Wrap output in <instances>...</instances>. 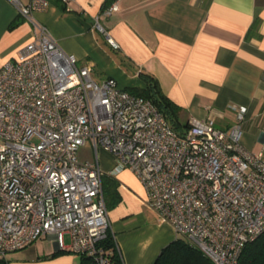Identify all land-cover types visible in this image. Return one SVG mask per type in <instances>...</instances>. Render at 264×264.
<instances>
[{"label": "built area", "instance_id": "obj_1", "mask_svg": "<svg viewBox=\"0 0 264 264\" xmlns=\"http://www.w3.org/2000/svg\"><path fill=\"white\" fill-rule=\"evenodd\" d=\"M7 1L27 18L49 6V0ZM119 2L100 16H110ZM100 16L95 29L117 49ZM231 108L228 129L207 117L190 120L178 134L149 100L113 78L96 81L91 66H77L34 24L32 40L0 65V259L50 235L83 264H115L102 245L110 219L101 148L115 158L116 172L138 177L161 222L212 264H238L244 247L264 235V145L259 153L244 147L247 110ZM88 142L95 160L80 158Z\"/></svg>", "mask_w": 264, "mask_h": 264}, {"label": "crops", "instance_id": "obj_2", "mask_svg": "<svg viewBox=\"0 0 264 264\" xmlns=\"http://www.w3.org/2000/svg\"><path fill=\"white\" fill-rule=\"evenodd\" d=\"M104 2L49 0L47 9L27 18L0 0V65L32 40L38 24L76 57L77 66H91L96 81L113 78L123 89L144 88L139 74L155 77L180 108L181 122L212 117L216 127L228 129L235 118L231 106L245 107L241 142L252 153L262 151L264 0H120L108 17L100 16ZM99 16L117 49L95 29ZM97 161L104 179L117 182L119 201L108 209L109 234L122 264H153L178 235L146 205L145 189L132 171L116 172L115 158L101 148ZM20 252L5 260L82 264L80 256L59 250L50 235Z\"/></svg>", "mask_w": 264, "mask_h": 264}, {"label": "trees", "instance_id": "obj_3", "mask_svg": "<svg viewBox=\"0 0 264 264\" xmlns=\"http://www.w3.org/2000/svg\"><path fill=\"white\" fill-rule=\"evenodd\" d=\"M114 1L105 0L102 11L108 8ZM139 77L145 84L144 88H125L124 90L130 94L149 100L165 118L170 127L178 134H182L188 128L189 122L180 121V108L163 93L155 77L146 73H140ZM101 183L106 207L107 209H111L119 201V197L116 195L117 182L104 179L102 174ZM110 196L113 197L112 201H109ZM102 245L106 250L111 252L112 261L115 264H120V257L109 233ZM83 261L84 259H82V264ZM0 264H8V262L5 259H0ZM153 264H212V262L197 248L191 246L185 238L177 236L176 240L161 250ZM238 264H264V235L259 236L244 247Z\"/></svg>", "mask_w": 264, "mask_h": 264}, {"label": "rangeland", "instance_id": "obj_4", "mask_svg": "<svg viewBox=\"0 0 264 264\" xmlns=\"http://www.w3.org/2000/svg\"><path fill=\"white\" fill-rule=\"evenodd\" d=\"M80 157H85L86 159H93V160H95V154H94V152H93V150H91L90 148H89V142L87 143V145H86V147H84L83 149H82V151H80ZM66 243H68V239H67V237H66ZM46 244H51L49 241H47L46 242ZM13 253H21L20 251L18 252V251H16V252H13ZM8 259H10V260H13L12 258H8ZM9 260H7V262H8Z\"/></svg>", "mask_w": 264, "mask_h": 264}]
</instances>
